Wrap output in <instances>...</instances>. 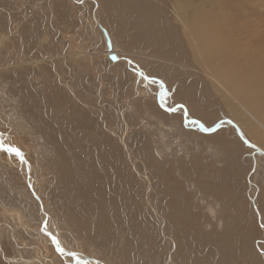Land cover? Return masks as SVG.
I'll use <instances>...</instances> for the list:
<instances>
[{
	"label": "rangeland",
	"instance_id": "374dc122",
	"mask_svg": "<svg viewBox=\"0 0 264 264\" xmlns=\"http://www.w3.org/2000/svg\"><path fill=\"white\" fill-rule=\"evenodd\" d=\"M183 1L0 0V264H264V0Z\"/></svg>",
	"mask_w": 264,
	"mask_h": 264
},
{
	"label": "bare ground",
	"instance_id": "6f19581e",
	"mask_svg": "<svg viewBox=\"0 0 264 264\" xmlns=\"http://www.w3.org/2000/svg\"><path fill=\"white\" fill-rule=\"evenodd\" d=\"M240 1V0H239ZM239 1H238V3H239ZM170 6L171 7H169V8H171V11H172V13L175 15V17L177 18V21L179 22V23H181L183 26V28L184 29H186L187 30V28H189L190 29V31H192V32H189V34H186V37H187V39L189 38L190 40H191V43L193 44V46L197 43V40H195V39H197L198 37L196 36V33L197 32H195L196 31V29H198L199 30V28H198V23H197V19H196V17L194 16V15H192V20L191 21H189V25L188 24H186L185 23V21H187L188 19L186 18V14H187V2L186 1H183V0H170ZM236 2V1H235ZM242 2V1H241ZM156 3V2H155ZM237 3V4H238ZM153 4V3H152ZM128 5V4H127ZM156 5H158V4H156ZM234 5H236V3H234ZM239 5V4H238ZM188 7H189V5H188ZM122 9V8H121ZM123 10V9H122ZM157 10H158V8H157ZM6 12H7V10H6ZM8 14V13H7ZM143 14V13H142ZM147 16V15H146ZM145 16V17H146ZM148 17V16H147ZM153 17V16H152ZM24 18V17H23ZM22 18V19H23ZM149 18H151V16L149 17ZM20 19V18H19ZM21 19V20H22ZM26 19V18H25ZM24 19V20H25ZM136 19V18H135ZM159 19V18H158ZM10 20H11V18H10ZM139 20L140 21H143V20H145V22H148L149 24H150V21H149V19H144L143 18V16H141V17H139ZM17 21H19V20H17ZM119 21V20H118ZM15 22V21H14ZM26 22V21H25ZM23 20H22V23H21V21H20V23L21 24H23V23H25ZM145 22H143V23H145ZM19 23V24H20ZM11 24V23H10ZM18 25V24H17ZM20 27V26H19ZM172 27V26H171ZM23 28V27H22ZM194 28V29H193ZM172 29L174 30L173 31V39L175 40L177 37H176V34L174 33V32H176L175 31V27L173 28L172 27ZM195 30V31H194ZM19 31V30H18ZM166 32V31H165ZM15 33V32H14ZM151 34V33H150ZM166 34V33H165ZM199 35H201V33L199 32ZM195 36H196V38H195ZM188 39V40H189ZM159 41H161V40H159ZM172 41V40H171ZM212 41H214V40H212ZM174 42V41H173ZM177 42H178V38H177ZM159 43H161V42H159ZM179 43V42H178ZM176 44V43H175ZM191 44V45H192ZM108 46V45H107ZM193 54H195L196 52H192ZM196 55H199L200 57H199V59L197 60V61H199V62H202L203 61V59H204V54H201V53H196ZM205 73L206 74H210V75H226L225 74V72L223 71L221 74H219L218 73V71L217 70H215L214 68H212V67H205ZM227 75H229L228 73H227ZM225 83L226 84H228L229 85V88H231V87H234V89H235V85L233 84V82L231 81V79L229 80L228 79V81L227 80H225ZM245 100H246V102L244 101L243 102V104H246V105H249V107L248 108H246V106H244L245 108H243V113H245V118H248V119H251L252 117L253 118H256L257 119V117L258 118H260V116H262L263 115V113L262 112H260L259 114L256 112V109H251V107H254V105H255V96H253L252 94H249V95H246L245 94ZM260 108V107H259ZM262 109V108H261ZM253 111H255V112H253ZM241 116V115H240ZM243 118V117H242ZM247 120V119H246ZM245 120V121H246ZM249 123V122H248ZM247 123V124H248ZM249 126H250V124H249ZM244 129H245V132L247 133L248 132V134H249V136L254 140V141H256V143L259 145V146H261V145H263L264 144V136L262 135V134H260V132H259V128H253V130H251L252 128L250 127H248V125H245L244 126ZM260 129H262V130H264L263 128H260ZM263 148H264V145L262 146ZM20 166H21V168H26L27 169V172L29 173L30 172V166L28 165V163L27 162H25L24 161V159H23V161H21L20 163ZM29 166V167H28ZM25 169V170H26ZM201 174H204V173H202L201 172ZM203 177V176H202ZM204 178V177H203ZM181 200V199H180ZM178 204H181V203H179L178 202ZM177 205V204H176ZM175 205V206H176ZM170 206V205H169ZM178 207V209L180 208V205H177ZM172 207V210H174L173 209V206H171ZM182 209L181 210H183V205H182V207H181ZM178 209H176V210H178ZM42 213H43V211H41ZM181 212H183V211H181ZM46 216V215H45ZM177 216H179L178 214H177ZM181 216H179V218H180ZM51 223H52V221H51ZM46 224H47V222L45 223V225H44V230L46 231ZM53 226V225H52ZM69 233V232H68ZM70 235V234H69ZM53 236V235H52ZM223 246H226L225 245V243H224V245ZM225 248V247H224ZM172 250L173 251H175L176 250V248H172ZM215 250V253H217L218 252V250H217V252H216V249H214ZM177 251V250H176ZM211 251V250H210ZM224 251V250H223ZM222 251V252H223ZM77 252V251H76ZM178 252V251H177ZM213 254V253H212ZM218 254V253H217ZM223 254H225V252L223 253ZM203 255H204V253H203ZM77 256L80 258V259H82V257L84 256V255H81V254H79V253H77ZM207 256V255H206ZM213 256V255H212ZM221 256H222V254H221ZM66 257V256H65ZM86 257V256H85ZM69 258V257H68ZM202 258H204V256L202 257ZM227 257L226 256H224V258H222V261H223V263L222 264H225V262L227 263V259H226ZM94 259V258H93ZM134 259V258H133ZM226 261H225V260ZM231 259V258H230ZM65 260V259H64ZM71 260V259H70ZM198 260V259H197ZM77 262V261H76ZM195 262V261H194ZM203 262V261H202ZM200 263V262H199ZM198 263V264H199ZM210 263H212V262H210ZM209 263V264H210ZM73 264V263H72ZM98 264V263H97ZM100 264H101V262H100ZM229 264V263H228Z\"/></svg>",
	"mask_w": 264,
	"mask_h": 264
},
{
	"label": "water",
	"instance_id": "95a60500",
	"mask_svg": "<svg viewBox=\"0 0 264 264\" xmlns=\"http://www.w3.org/2000/svg\"><path fill=\"white\" fill-rule=\"evenodd\" d=\"M111 59L113 60V57H112ZM5 147H6V146H5ZM29 189H30V191L33 193V189H32V187L30 186V184H29ZM33 196H34L35 199L38 201L39 206H40V209H41V208H42V205H41V202H40L39 198H38L36 195H33ZM41 211H42V210H41ZM41 231H42L46 236H48V237L50 238L51 243H52L54 249H55L58 253H60L61 255H63V256H67V257L71 258L73 261H77V262H78V261H79V262H92V261H93L94 264H95V263L100 264V262H99L98 260L93 259V258H91V257H87V256L85 257V256H83L82 259H80V258L77 256V253L69 252V251H65V250H64V252H60V251H58V249L56 248V245L53 243L54 236H52V234H50V233H48L47 231H45L43 225H42V227H41ZM73 264H75V262H74Z\"/></svg>",
	"mask_w": 264,
	"mask_h": 264
},
{
	"label": "snow or ice",
	"instance_id": "6c2138e0",
	"mask_svg": "<svg viewBox=\"0 0 264 264\" xmlns=\"http://www.w3.org/2000/svg\"><path fill=\"white\" fill-rule=\"evenodd\" d=\"M245 143H247V141H245ZM0 150L4 151L5 153L13 154L15 157H18L21 159V161H23V154L16 147H12V146L2 147V146H0ZM53 243L56 245V248L58 249V251L64 252V249L60 247V244L58 241L53 239Z\"/></svg>",
	"mask_w": 264,
	"mask_h": 264
},
{
	"label": "flooded vegetation",
	"instance_id": "af4514ba",
	"mask_svg": "<svg viewBox=\"0 0 264 264\" xmlns=\"http://www.w3.org/2000/svg\"><path fill=\"white\" fill-rule=\"evenodd\" d=\"M4 146H6L7 147V145L5 144Z\"/></svg>",
	"mask_w": 264,
	"mask_h": 264
}]
</instances>
